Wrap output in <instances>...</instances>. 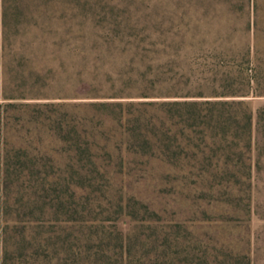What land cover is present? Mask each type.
Returning a JSON list of instances; mask_svg holds the SVG:
<instances>
[{
	"label": "rangeland",
	"instance_id": "374dc122",
	"mask_svg": "<svg viewBox=\"0 0 264 264\" xmlns=\"http://www.w3.org/2000/svg\"><path fill=\"white\" fill-rule=\"evenodd\" d=\"M0 264H264V0H0Z\"/></svg>",
	"mask_w": 264,
	"mask_h": 264
},
{
	"label": "trees",
	"instance_id": "16d2710c",
	"mask_svg": "<svg viewBox=\"0 0 264 264\" xmlns=\"http://www.w3.org/2000/svg\"><path fill=\"white\" fill-rule=\"evenodd\" d=\"M104 105H106V104H104ZM163 105H172V106H178V107H193V106H197V103H195V102H191V103H188V102H173V103H163ZM193 117L190 115V114H188V116L186 117V119H185V122H187V121H191V119H192ZM249 120H250V122H251V118H249ZM190 125L188 124L187 125V127H189ZM151 138V136H150V134H147L146 135V141H147V144H148V146L151 148V149H154V147L155 148H157V149H161L159 146H154V145H152L151 143H150V139ZM150 143V144H149ZM177 147H180V145L179 146H177ZM163 150H171V147H166L165 149L164 148H162ZM9 166H10V163H8L7 164V167L9 168ZM10 170V168L8 169V171ZM142 206L143 207H141V209L140 210H143L144 211V216L142 217V218H139L138 216H134L135 217V219L136 220H142V221H149V222H153L155 219H153V214L155 213V212H153V211H151L150 209H149V207H148V205H146V204H142Z\"/></svg>",
	"mask_w": 264,
	"mask_h": 264
}]
</instances>
